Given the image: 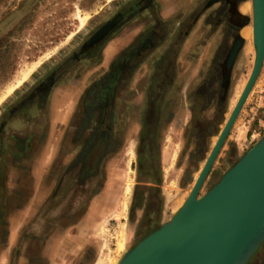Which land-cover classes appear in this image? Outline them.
Wrapping results in <instances>:
<instances>
[{"label":"crops","instance_id":"0c3cea01","mask_svg":"<svg viewBox=\"0 0 264 264\" xmlns=\"http://www.w3.org/2000/svg\"><path fill=\"white\" fill-rule=\"evenodd\" d=\"M152 1L158 15L166 19L178 15L184 7L197 5L190 14L182 12L180 19L182 21L188 16L180 29L181 47L177 57V71L182 78L191 80L202 71L203 65L207 64L213 50L224 38L226 47L230 46V35H224L227 25L223 21V14L216 12L217 6L206 11L210 7L205 5L207 0ZM246 5V0H239L236 8L241 24L244 16L249 17V10H242ZM217 19L220 21L216 24ZM248 26L249 24L239 27L238 35L243 39V45L232 80L248 57L245 53L248 54L250 50L247 45L250 38H246L244 34ZM136 27L124 29L120 35L110 40L98 61L84 65L75 73H65L51 90L44 108L33 111V117L29 121H15L9 125L10 132L5 137L0 154V264H89V259L97 253V237L91 231H95L100 223L103 211L101 196L106 185L102 176L106 175L110 166L109 159L104 160V168L99 169L98 178L94 176L96 178L86 181L91 166L87 167L89 171L81 172L84 180L81 184L84 186L78 187L80 181L77 179L75 182V179L82 168L81 161H85L86 156L80 155L84 139L75 136L79 120L73 118L81 112L80 108L76 109V103L87 81L108 64L119 47L129 42ZM185 31L186 37L183 35ZM258 86L264 87V67L230 131L228 143L235 142L233 132L236 122L250 108ZM165 123L164 120L160 127H164ZM128 130L130 134L126 145L132 142L135 149L137 123L132 121ZM85 136L84 134L83 138ZM134 136L136 140L133 139ZM144 136L148 145L153 142L150 128ZM247 137L248 131L239 133L236 138L243 142ZM209 147L208 153L213 145ZM155 150L151 144L143 151L144 166L140 169L145 178H141L138 183L154 189L160 186L159 182L155 184L147 178L154 174L156 176L159 171L155 162L157 157L160 162H164L163 152L160 154V150ZM92 152H89L88 157L91 162L94 158L91 156ZM206 158L200 161L198 172ZM60 175L63 180L59 189L55 188V182ZM160 221L159 216L152 224L159 225Z\"/></svg>","mask_w":264,"mask_h":264},{"label":"flooded vegetation","instance_id":"af4514ba","mask_svg":"<svg viewBox=\"0 0 264 264\" xmlns=\"http://www.w3.org/2000/svg\"><path fill=\"white\" fill-rule=\"evenodd\" d=\"M209 1L207 0L205 5ZM238 2L239 0H219L206 9L207 11L217 6L216 12L223 14V21H226L227 25L224 35H230L231 44L226 47L224 38L213 50L207 64L203 65V70L198 72L193 79L188 80L182 78L177 71V57L181 47L180 29L186 23L188 16L182 21L180 19L182 12L190 14L197 8V5L191 8L184 7L178 15L166 19L158 15L152 0H129L124 8L116 11L110 19L83 41L77 51L68 59L71 65L64 72L57 77L53 71L47 74L2 114L0 118V154L5 137L10 132L9 125H12L11 123L29 121L33 117V111L44 108L51 90L65 73L71 71L75 73L84 65L98 61L101 59L105 45L110 40L120 35L124 29L137 26L129 42L125 46L119 47L110 57L108 64L87 81L84 90L77 99L76 109L80 108L81 112L73 118L79 120L75 136L84 139L80 155L86 157L85 161H81L82 168L75 182L78 179L80 183L76 184L82 188L84 185L82 186L81 181L84 180L80 175L81 172L89 171L87 167L91 166L89 171L91 176L86 177V181L96 178L99 169L104 166V160L110 159L125 148L129 140V125L132 121L138 125L137 158H143V151L146 150L147 144L144 134L148 132L149 128H155V131L158 132L157 129L164 123L165 117H175L176 111L181 107L186 109L189 118L185 133V140H189L191 143L189 159L190 161H202L209 154L207 152L209 143L213 138L215 141L217 140L223 128L222 125L224 126L228 118L226 117L228 95L234 68L240 54L233 64L227 88L224 87V76L229 51L241 24V20L236 15ZM113 20L114 24L110 31L93 44L91 39L94 33ZM219 21L217 19L216 24ZM183 35L186 37L187 31ZM84 134L86 138H83ZM215 141L211 145H214ZM227 141L228 137L224 145ZM229 144L230 148L227 151L225 163L231 166L241 153L234 143L230 142ZM91 151H93L91 156L95 158L92 162L88 160ZM99 164H101L100 167ZM215 172L221 176L222 172L219 173L218 170ZM93 173L94 175H92ZM62 180L60 175L56 179L55 188L59 187L60 189ZM135 194L134 188L132 203ZM159 199L161 198L159 197ZM143 209L144 207L135 208L134 215L136 216L138 210L143 211ZM160 212L161 209L159 216ZM154 214L155 212L149 214L150 223L154 222ZM135 220L137 231H139L144 222V215ZM262 245L247 264L254 260Z\"/></svg>","mask_w":264,"mask_h":264},{"label":"rangeland","instance_id":"374dc122","mask_svg":"<svg viewBox=\"0 0 264 264\" xmlns=\"http://www.w3.org/2000/svg\"><path fill=\"white\" fill-rule=\"evenodd\" d=\"M246 1L249 6L248 16L251 19L252 0ZM128 2L129 0H0V118L40 79L52 71L56 77L64 72L71 65L68 59L83 41ZM81 19H84L83 24ZM246 32L250 33L245 36L250 38L247 41L250 50L248 54L245 53L248 57L245 56L244 66L232 80L226 117L235 105L254 62L251 23ZM249 107L236 122L233 132L235 142H231L241 154L264 132V87L256 88ZM175 114L173 118L166 116V125L159 127L156 132L158 136L154 142L155 151L158 149L160 154L163 152L164 160L160 162V158L155 159L160 186L152 194L151 201L145 204L143 211L138 210L136 216L131 209V203L134 188L138 185V169L142 161L137 158V143L135 142L134 149L133 143L130 142L125 145V150L122 149L109 159L110 166L106 175L102 176L106 184L101 196L103 211L100 223L95 231H91L97 237V253L89 259V264H112L129 245H135L149 233L146 225L151 212H155L154 218L158 219L161 209L162 222L172 215L188 195L199 173L200 162L190 161L188 155L191 147L190 141L185 140L188 112L181 107ZM154 129L151 128L152 131ZM247 131L248 137L243 142L236 138L239 133ZM133 139L136 140V137ZM214 141L213 138L209 144ZM229 143L226 142L217 157L201 193L219 180L220 174L216 173V170L221 173L229 166L225 163ZM209 148L208 145L207 150ZM128 183L129 193L126 192ZM109 210L110 213H107ZM143 215L144 222L137 231L135 219ZM122 229L124 242L121 251L118 249V236ZM250 264H264V245Z\"/></svg>","mask_w":264,"mask_h":264},{"label":"water","instance_id":"95a60500","mask_svg":"<svg viewBox=\"0 0 264 264\" xmlns=\"http://www.w3.org/2000/svg\"><path fill=\"white\" fill-rule=\"evenodd\" d=\"M219 0H210L207 7ZM254 62L247 81L183 203L115 264H247L264 244V132L228 166L219 181L201 193L205 181L264 67V0H252ZM114 24L107 22L92 36L96 43ZM237 34L224 76L227 88L233 64L242 48Z\"/></svg>","mask_w":264,"mask_h":264},{"label":"trees","instance_id":"16d2710c","mask_svg":"<svg viewBox=\"0 0 264 264\" xmlns=\"http://www.w3.org/2000/svg\"><path fill=\"white\" fill-rule=\"evenodd\" d=\"M157 136L158 135H156L155 129L153 131L151 130V139L153 141L151 144L154 147L153 149H155V145H154L155 143L154 142H155V139H157ZM151 144H149V145L151 146ZM149 145L146 144V146H149ZM140 159H142V158H140ZM150 164L152 165V162ZM143 166L144 165L142 164V161H141L139 169L140 168H143ZM141 170L142 169H140L139 172H138V174H139L138 183L141 182V177L143 176ZM157 174H156V176H155V174L152 175V177H148L147 176L148 177L147 179H150V180H152V182H154L155 184H157L159 182V179H158V175ZM156 191H157L156 188L154 189V188L147 187V186H143V185H139V184L136 185L135 186V193H136L135 195L136 196H135V198L133 200V203L131 204L132 205L131 206V209L134 210V208H137V209L143 208L146 203H148V202L151 201L150 199L153 196L152 194L155 193ZM147 223L148 224L146 225V230L148 229L150 231H153V230H155L159 226L157 224L156 225L155 224H152L154 222H151L150 223V219H148Z\"/></svg>","mask_w":264,"mask_h":264},{"label":"bare ground","instance_id":"6f19581e","mask_svg":"<svg viewBox=\"0 0 264 264\" xmlns=\"http://www.w3.org/2000/svg\"><path fill=\"white\" fill-rule=\"evenodd\" d=\"M242 10L244 11V12H247V10H248V8H247V6H244L243 8H242ZM84 23V19H81V24H83ZM246 36H249L250 34H249V32H245L244 33ZM19 84H21V82L19 83ZM133 146V145H132ZM131 156H133V148H131ZM126 192L127 193H129L130 192V183H128L127 184V187H126ZM127 195V194H126ZM126 207V203H124V208ZM124 228V227H123ZM124 229H122L121 230V232H120V235L118 236L119 238H118V249L119 250H121L122 251V248H123V242H124ZM116 259V258H115ZM114 263H116V260H114L113 262H112V264H114Z\"/></svg>","mask_w":264,"mask_h":264}]
</instances>
